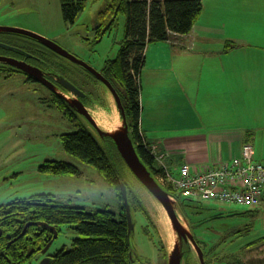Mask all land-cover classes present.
<instances>
[{"label": "rangeland", "instance_id": "1", "mask_svg": "<svg viewBox=\"0 0 264 264\" xmlns=\"http://www.w3.org/2000/svg\"><path fill=\"white\" fill-rule=\"evenodd\" d=\"M107 1L87 0L75 21L69 23L61 16L59 0H0V26H17L34 31L53 40L99 70L105 59L113 58L117 54L124 27V16L120 15L110 32L101 40L93 41L90 29L87 28L91 26L96 13ZM203 1L205 0H202V3ZM228 7L235 8L236 15H226V23L230 26L229 19H235L234 30L238 31V35L248 43L243 50H250L252 54L262 53L264 0H237V5ZM86 38L89 40H85ZM62 61L74 68L76 72L72 75L73 81L79 86L82 85L83 74L79 67L72 62L63 59ZM137 82L140 90L139 77ZM92 85L86 83L84 85L85 90L94 94L90 96L91 104H89L98 102V95L105 100L101 107L99 105L88 107L95 118L100 119L101 126L103 120L114 118V109L120 119L111 94L106 93L105 87L98 82ZM121 88L125 102L124 89ZM57 92L68 100H72L75 96L73 93L65 95L60 91ZM50 96V88L37 81H25L19 73L9 78L0 76V204L33 193L49 192L60 200L70 201L87 209L107 207L115 212V218H119V201L97 169L64 150L59 135L74 130L76 126L50 103L48 100ZM102 128H105V123ZM138 129L142 134L143 128L139 126ZM198 129L197 127L155 128L159 136L166 131ZM147 144L150 145L149 142ZM253 145L256 152L264 153V142L259 140ZM157 154V150L153 152L155 158L152 165L159 169L162 160ZM47 159L72 162L79 168L80 173L42 172L38 166ZM128 177L134 180L129 171ZM134 183L167 251L170 252L171 236L159 208L160 204L141 185L136 181ZM174 194L178 199H183L179 191ZM262 199L259 204L244 205L198 194L191 197L189 205L188 201L183 203V211L188 221L195 226L193 229L198 237L207 241V246H210L218 236L223 235L226 240L215 251L219 254L231 252L237 254L241 251V246L264 236V194ZM130 212L133 222V229L129 235L132 249L130 264H163L156 237L150 226H147L144 215L132 207ZM187 229L190 231L188 225ZM236 229H241L242 234L232 235L231 232ZM75 236H77L75 229L69 224H61L60 232L53 238L46 253H53L62 246L70 247ZM43 256L42 253H38L27 264H40Z\"/></svg>", "mask_w": 264, "mask_h": 264}, {"label": "trees", "instance_id": "2", "mask_svg": "<svg viewBox=\"0 0 264 264\" xmlns=\"http://www.w3.org/2000/svg\"><path fill=\"white\" fill-rule=\"evenodd\" d=\"M86 2L87 0H59L63 20L73 23L84 9ZM202 9V0H154L149 4L138 0H108L95 15V18L102 17L103 14L110 16L109 18L113 16L111 24L114 25L120 15L124 16L123 35L118 52L113 59L106 61L104 69L119 96L121 87L124 89L126 100L125 103L121 102L129 127V136L139 157L155 178L161 168L153 167V154L143 142L138 129L140 105L137 80L144 62L143 50L147 43L167 40L169 32L188 33ZM45 49L46 55L49 56L47 63L44 64L46 71L58 77H62L64 73L72 77L76 72L74 68L69 66L64 68L61 62L63 57ZM16 73L26 75L8 66H0V76L4 78ZM23 78L25 81L32 79L29 75ZM48 78L51 79L50 75ZM48 100L76 126L74 130L59 135L64 150L97 169L119 201V218H115V212L107 207L87 209L82 205L60 200L49 192L33 193L1 203L0 264H27L34 256L41 253V249L52 238L53 232L47 226L35 224L36 222H44L54 227L57 235L61 224H69L77 232L70 247L62 246L53 253L43 254L47 256L46 264H130L132 249L127 235V220L118 183L119 177L127 187L130 208L144 215L147 226H150L156 237L161 260L163 264H167L168 251L147 206L134 185L135 177L116 150L112 138L98 135L68 100L54 90H51ZM38 169L52 174L80 173L74 163L57 159L44 160L39 164ZM128 171L133 181L128 177ZM161 186L176 199L178 210L203 251L206 264H264V236L244 244L237 254L234 252L219 254L215 250L226 240V237L218 236L210 246H207V241L198 237L193 229L195 226L188 221L183 211V203L188 201L189 205L191 197L183 195V199H178L174 194L176 191L169 185L161 184ZM27 222L31 224L27 225L25 233L20 235ZM241 231L236 229L231 234L240 235ZM182 264H200L195 250L188 242L182 243Z\"/></svg>", "mask_w": 264, "mask_h": 264}, {"label": "crops", "instance_id": "3", "mask_svg": "<svg viewBox=\"0 0 264 264\" xmlns=\"http://www.w3.org/2000/svg\"><path fill=\"white\" fill-rule=\"evenodd\" d=\"M202 4L188 33L169 32L167 40L146 44L138 73L140 135L170 172L239 157L244 143L255 160H264L253 145L264 142V51H244L248 43L234 30L235 19L227 25L226 15H236L228 6L237 0ZM159 127L199 129L159 136Z\"/></svg>", "mask_w": 264, "mask_h": 264}, {"label": "water", "instance_id": "4", "mask_svg": "<svg viewBox=\"0 0 264 264\" xmlns=\"http://www.w3.org/2000/svg\"><path fill=\"white\" fill-rule=\"evenodd\" d=\"M7 30L13 31L22 35L30 36L34 39L39 40L44 45L48 46L58 54L66 57L72 63H76L90 73H92L97 79H99L105 87L108 89L109 93L113 98V102L117 110L119 111V116L122 122V130L116 131L114 133H110L106 131L104 128L100 127L96 119L90 111V109L78 98H73L72 100H68V98H64L68 100L71 106L75 109V111L80 114L88 123L91 125L100 136H110L115 144L116 150L118 151L119 155L121 156L122 160L127 165L129 171L135 177L136 182L141 185L154 199L160 204L163 208L164 213L166 215V219L168 220L173 236H176L180 239L181 244L180 246L175 245L170 252H168L167 256V264H182V243L188 242L191 247L195 250V253L199 259L200 264H206L203 251L201 250L200 246L196 243L193 234L190 231H187L183 228V225L180 221L179 215L182 216L180 211L178 210L176 199L172 196L165 188L161 186L155 176L152 174L150 169L146 166V164L141 160L139 157L135 145L132 142V139L129 136V127L126 121L124 109L122 102L118 93L116 92L115 88L112 86L110 81L104 77L100 71L96 70L94 67L86 63L85 61L78 58L76 55L68 52L63 47L58 45L53 40L46 38L34 31L20 28L17 26H7ZM0 60L6 61L10 65L15 66L18 69L23 70L29 75H32L36 80L44 84L46 87L54 90L57 92L54 84L48 80L44 75L41 69L31 64L26 63L23 60H17L11 57L0 56ZM58 81L62 84L65 88L69 89L74 95L82 96L84 95L83 91L77 88L73 83L69 80L65 79L64 77H59ZM58 93V92H57ZM61 95V94H60ZM101 107V106H99ZM118 183L120 186L121 196L123 200V206L125 209L126 220H127V235L131 233L133 229V222L131 219V212H130V205L127 199V187L125 183L118 178ZM184 221L186 222L185 218L182 216ZM31 222L25 223L20 235L25 233V228L27 225H30ZM37 225L47 226L50 231H52V238L45 244V246L41 249V253L45 254L53 240L57 236V232L55 231L54 227L47 225L44 222H36ZM187 224V222H186ZM131 258V256H130ZM47 263V256H43L40 264Z\"/></svg>", "mask_w": 264, "mask_h": 264}, {"label": "built area", "instance_id": "5", "mask_svg": "<svg viewBox=\"0 0 264 264\" xmlns=\"http://www.w3.org/2000/svg\"><path fill=\"white\" fill-rule=\"evenodd\" d=\"M138 1L149 4L154 0ZM148 148L153 154V147ZM156 178L159 183L169 185L174 191L188 197L201 194L207 198L256 205L263 200L264 160H255L251 144L244 143L239 157L204 170L183 164L175 172H170L162 166Z\"/></svg>", "mask_w": 264, "mask_h": 264}, {"label": "flooded vegetation", "instance_id": "6", "mask_svg": "<svg viewBox=\"0 0 264 264\" xmlns=\"http://www.w3.org/2000/svg\"><path fill=\"white\" fill-rule=\"evenodd\" d=\"M109 17L107 15L103 14L102 17L94 18L93 22L91 23V26L87 28V29H90L89 31L91 33V36L93 37V41L101 40L108 32H110L114 28V24H111L113 16H111V18H109ZM6 27L7 26H0V56L11 57V58H14L17 60H23L28 64H31L33 66L38 67L39 69L42 70L43 75L54 84V87L56 88L57 91H60L61 93H64L65 95H66V93H72L69 89L65 88L62 84L59 83V81H58L59 77L58 76L48 73L45 69L44 64L47 63V58L49 57L46 55L47 50L45 48H47L53 52H55V51L52 50L51 48H49L48 46L44 45L43 43H41L37 39H34L30 36L22 35V34L13 32V31H9L6 29ZM85 40H89V39L86 38ZM55 53L57 55L63 57L64 61H67V62L70 61L66 57L58 54L57 52H55ZM53 58L56 59V57H53ZM113 58L105 59L101 68L98 70V71H100V73L104 77H106L110 81L111 84H112V80L106 74V69H104V64H106L107 60L113 59ZM61 62L64 64V68H65V66H68L65 62H63V61H61ZM74 64L79 66V69L83 74V77L81 78L82 79V85L79 86L77 83H75V81H73V78L69 77V75H67V73H64V75L62 77L69 80L77 88H79L80 90L83 91L84 95H82V96H76L75 95L76 98H78L80 101H82L87 107H91L92 105H94V106L103 105L105 100H103L101 95L97 96L98 102L90 105L91 102H90L89 98H90V96H92L94 94L90 91L85 90L84 85H85V83L87 85L88 84L92 85L94 83L97 84V82L102 84L104 87H105V85L99 79H97L92 73H90L88 70H86L84 67H82L76 63H74ZM1 65L8 66V68H12V69L24 72L23 70L18 69L13 65H10L6 61L0 60V66ZM83 69H84V71H83ZM24 73H26V72H24ZM27 75H29V74L26 73V75H22V76L24 77ZM49 75H50L52 80L48 78ZM29 76H31V78H32V79H30V81L39 82L32 75H29ZM39 83H41V82H39ZM105 92L109 93V91L106 87H105ZM119 94H120L119 97H120L121 101L123 103H125L123 101L122 92L120 91ZM75 96H73V97L75 98Z\"/></svg>", "mask_w": 264, "mask_h": 264}, {"label": "bare ground", "instance_id": "7", "mask_svg": "<svg viewBox=\"0 0 264 264\" xmlns=\"http://www.w3.org/2000/svg\"><path fill=\"white\" fill-rule=\"evenodd\" d=\"M96 122H97V124L100 126V127H102L103 126V123H105V130L106 131H108V132H110V133H114V132H116V131H119V130H122V122L120 121V119H119V117H118V114H117V112H116V110L114 109V118L113 119H105V120H103L102 121V126H101V123H100V119L99 118H97L96 117ZM159 208H160V210L162 211V213H163V215H164V218H165V220H166V224H167V228L169 229V235L171 236V243L169 244V248H173L175 245H178V246H180V244H181V241H180V239L178 238V237H176V236H173V233H172V230H171V227H170V224H169V222H168V220L166 219V215H165V213H164V210H163V208L162 207H160L159 206ZM179 218H180V221H181V223H182V225H183V228L185 229V230H187L188 231V229H187V224H186V222L184 221V219L182 218V216L181 215H179ZM165 223V222H164ZM163 223V224H164ZM162 224V223H161ZM166 229V228H165ZM163 235V234H162Z\"/></svg>", "mask_w": 264, "mask_h": 264}]
</instances>
